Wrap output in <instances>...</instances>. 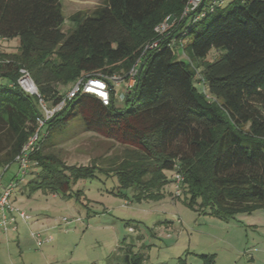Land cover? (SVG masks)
I'll use <instances>...</instances> for the list:
<instances>
[{
  "label": "trees",
  "instance_id": "1",
  "mask_svg": "<svg viewBox=\"0 0 264 264\" xmlns=\"http://www.w3.org/2000/svg\"><path fill=\"white\" fill-rule=\"evenodd\" d=\"M187 3L104 0L91 13L72 14L65 32L61 0H0V38L20 41L19 51L4 53L8 58L0 62V164L13 163L36 132L40 97L52 107L82 77L128 80L138 64L122 106L114 97L106 105L80 93L66 100L39 139L80 118L84 130L125 144V156L104 167L68 165L39 149L23 192L66 197L73 183L100 172L117 177L119 193L131 189L137 201L159 200L178 173V197L192 208L221 218L264 209V0H230L224 8L204 0L174 32L157 33L156 26L180 18ZM185 39L189 61L176 50ZM155 41L158 46L146 49ZM213 48L221 54L208 61ZM195 63L203 67L202 89ZM21 69L40 97L21 88ZM146 258L143 246L124 239L107 264H144Z\"/></svg>",
  "mask_w": 264,
  "mask_h": 264
},
{
  "label": "rangeland",
  "instance_id": "2",
  "mask_svg": "<svg viewBox=\"0 0 264 264\" xmlns=\"http://www.w3.org/2000/svg\"><path fill=\"white\" fill-rule=\"evenodd\" d=\"M197 2L192 0L190 7ZM214 2H222L224 8L230 0H208V3ZM61 3L65 18L63 30L67 32L72 27L69 20L72 14L91 13L104 0H61ZM196 11L192 14L185 11L187 15L183 13L181 17H191ZM180 18H170L168 28L174 27L171 32L180 26ZM188 41L192 42L193 36ZM178 43L179 58L189 61L183 50L187 40ZM19 45L18 37L0 38V62L8 58L4 53H17ZM220 54L213 48L206 60L213 61ZM194 66L196 85L202 89L203 67L196 63ZM122 80L124 78L116 84ZM125 86L123 83L116 87L117 106L124 103L120 94ZM81 123L80 118H76L68 125L48 129L40 150L61 158L68 165L104 167L110 158L120 160L125 156V144L86 131ZM10 165L6 170L7 165L0 164L4 183L19 178L18 164ZM36 170L35 165L33 171ZM29 177L18 185L13 200L31 215V220L21 223L13 233L15 239L0 250V264H107L109 256L124 239L143 246L147 256L144 264H264V209L221 218L208 210H199L198 206L190 207L183 194L176 196V182L167 185L165 196L159 200L137 201L131 189H121L119 193L116 176L100 172L95 178L73 183L66 197L41 189L29 195L20 189ZM41 230L44 235H53L54 239L38 245L32 232Z\"/></svg>",
  "mask_w": 264,
  "mask_h": 264
},
{
  "label": "built area",
  "instance_id": "3",
  "mask_svg": "<svg viewBox=\"0 0 264 264\" xmlns=\"http://www.w3.org/2000/svg\"><path fill=\"white\" fill-rule=\"evenodd\" d=\"M198 1L199 2L190 7L192 0H188L187 6L183 13L186 14L185 11H188L190 12V14H192L195 9L197 10L199 7H202L204 0ZM184 17L180 18L181 21L184 20ZM187 18L188 16L185 17V19ZM169 20L170 17H168L165 22L156 26L155 30L157 31V33L161 35L166 34L167 30L169 29ZM158 44L159 41H155L152 44L147 45L146 49L154 48L158 46ZM21 73L22 75L18 81L21 88L32 95H37L40 97L38 86L35 84L31 74L26 69H21ZM137 76L138 64L136 63L129 73V79H124L120 81L119 84H116V82L121 79V77L118 76H114L113 78H111V82H108L103 78L82 77L72 86L67 95H64L63 99L58 104L52 107H50L47 102L40 97L39 100L42 115L37 119V130L32 136L29 137L28 141L22 147L21 151L17 154L14 160V162L18 164L17 176H19V178L16 180L13 179L8 183H4L3 177H0V227H2L4 231L7 232L10 229L17 231L19 219L26 223H29V221L31 220V215L29 213L16 206L13 200V195L18 185L21 182H24L25 177H27L33 171L35 161L31 158V156L40 149L39 139L42 129L45 127L48 121L62 109V107L65 105L66 100L71 99L80 93L86 92L98 96L102 99L104 104L108 105L111 103L113 97L115 99L116 87L123 85V83H126L125 91L120 94V99L124 100L127 91L136 84ZM9 167L10 165H7L6 170H8ZM182 179L183 177L181 176V174L177 173L175 187V193L177 196L181 193L180 183ZM32 236L36 239L38 245H41L45 242H50L54 239V236L51 234L44 235L42 233V230L33 231Z\"/></svg>",
  "mask_w": 264,
  "mask_h": 264
},
{
  "label": "crops",
  "instance_id": "4",
  "mask_svg": "<svg viewBox=\"0 0 264 264\" xmlns=\"http://www.w3.org/2000/svg\"><path fill=\"white\" fill-rule=\"evenodd\" d=\"M10 168H11V165H10V167L8 169H10ZM21 223L24 224L25 222H23L22 220L19 219V221H18V229H19V225ZM15 232L16 231L13 230V229H10L9 231L6 232V231H4L2 229V227H0V250H2V248H6V246L8 247V243H7L8 241H10L9 243H11V241L13 239H15V234H13ZM17 239H19V238H17Z\"/></svg>",
  "mask_w": 264,
  "mask_h": 264
}]
</instances>
